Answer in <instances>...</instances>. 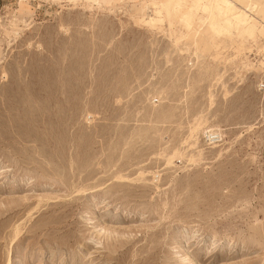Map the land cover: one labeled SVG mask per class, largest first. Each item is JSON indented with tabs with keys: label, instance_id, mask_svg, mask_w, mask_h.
<instances>
[{
	"label": "rangeland",
	"instance_id": "rangeland-1",
	"mask_svg": "<svg viewBox=\"0 0 264 264\" xmlns=\"http://www.w3.org/2000/svg\"><path fill=\"white\" fill-rule=\"evenodd\" d=\"M243 1L0 0V264H264Z\"/></svg>",
	"mask_w": 264,
	"mask_h": 264
},
{
	"label": "bare ground",
	"instance_id": "bare-ground-1",
	"mask_svg": "<svg viewBox=\"0 0 264 264\" xmlns=\"http://www.w3.org/2000/svg\"><path fill=\"white\" fill-rule=\"evenodd\" d=\"M241 1H242V3H244L243 0H241ZM205 138L211 144V143H215V142L221 140V135L217 132L206 131L205 132Z\"/></svg>",
	"mask_w": 264,
	"mask_h": 264
}]
</instances>
